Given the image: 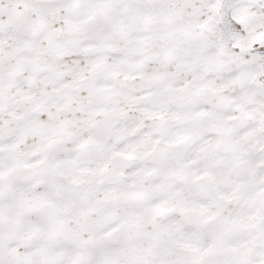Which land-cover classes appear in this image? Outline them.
<instances>
[{"label": "snow or ice", "instance_id": "1", "mask_svg": "<svg viewBox=\"0 0 264 264\" xmlns=\"http://www.w3.org/2000/svg\"><path fill=\"white\" fill-rule=\"evenodd\" d=\"M0 264H264V0H0Z\"/></svg>", "mask_w": 264, "mask_h": 264}]
</instances>
